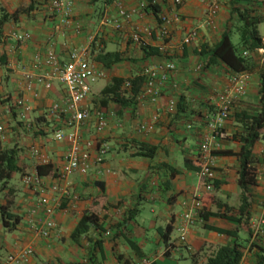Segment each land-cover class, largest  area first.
<instances>
[{"label": "crops", "instance_id": "1", "mask_svg": "<svg viewBox=\"0 0 264 264\" xmlns=\"http://www.w3.org/2000/svg\"><path fill=\"white\" fill-rule=\"evenodd\" d=\"M51 1L0 0V125L4 129L0 132V152L14 150L20 170L7 183L0 180V264L27 247H32L34 254L19 264H139L144 258L151 259L150 264H193L195 260L204 264L218 247L234 241L207 230L205 225L236 231L244 251L241 264H258L261 248L264 250V233H259L264 208V140L254 149L257 183L247 192L251 204L245 216L249 217L247 226L239 227L214 216L204 221L200 215L205 209L240 216L239 158L212 157L218 187L211 191L205 189L199 170L195 169L200 168L199 149L205 124L216 115L219 96L232 89L234 74L219 61L208 65L210 55L201 51L218 43L228 26L236 23L232 12L234 0H184L179 7L175 6V0H74L75 26L63 28L60 33L55 32L57 21L49 10ZM119 4L128 12L136 11L130 22L119 18ZM141 5L146 7L142 9ZM211 5H218L219 11L214 25L207 26L205 20ZM239 6L253 9L254 16L259 18L257 30L263 48L254 53L257 68L250 73L247 94L234 101L230 119L223 124L222 137L215 142L213 151L238 153L241 145L231 139L242 131L238 114L259 110L260 72L264 69V33L260 31L262 25L264 28V0H246ZM161 15L173 18L165 40L160 36ZM4 16L8 17L3 20ZM105 19L122 21L123 28L117 30L113 24L105 25ZM144 28L152 30L145 47L130 39L134 32ZM193 30H197L198 37L185 44ZM15 32L30 34L32 38L17 46L11 38ZM163 45L167 56L176 62L177 71L163 87L159 100L136 102L128 107L113 102L102 106L101 92L112 79H133L143 75L145 68L159 65L165 60L163 55L147 54ZM50 49L63 62L69 60L74 50L87 49L89 59L105 71L101 79L105 87L93 95L95 102L87 99L84 105L113 115L99 137L94 124L81 129L84 141L98 138L109 150L102 165H94L87 175L72 176L68 194H53L60 208L53 217L55 228L51 237L45 239L35 230L36 222L45 220L44 215L35 218L30 215L38 193L26 187L22 178L37 172L41 165L30 154L35 147L53 167L50 175L42 177L44 184L57 183L68 145L56 142L54 133L57 129L65 132L69 129L52 116L50 107L65 92L55 82L49 91L38 86L39 97L34 98L20 82L24 71H35L34 55L45 54ZM100 53H119L123 60L107 68L96 59ZM18 99L31 106L28 122L32 130L25 129L19 121L15 108ZM180 101L182 109H179ZM141 122L154 123V131L149 135L140 133ZM141 144L158 147L156 156L152 159L135 156ZM162 164L176 168L179 174L171 177L169 171L160 168ZM100 170L103 174L98 173ZM136 209L138 214L129 219ZM189 210L195 215V223L189 228L186 242L179 243L182 215ZM90 213L97 215L99 227H92L89 233L74 240L75 228ZM168 226L173 232L166 243L164 234Z\"/></svg>", "mask_w": 264, "mask_h": 264}, {"label": "built area", "instance_id": "2", "mask_svg": "<svg viewBox=\"0 0 264 264\" xmlns=\"http://www.w3.org/2000/svg\"><path fill=\"white\" fill-rule=\"evenodd\" d=\"M183 1L175 0V6H181ZM145 7L146 5H141L142 9ZM49 10L57 21L55 32L60 33L63 28L75 26L74 0H52ZM218 11V5H211L209 7L205 25H214ZM135 13L136 11L128 12L121 4L118 5V16L125 22H130ZM177 17L176 15L175 18ZM159 21L160 25L163 26L160 36L165 40L169 36L168 27L171 25L173 18L161 15ZM104 24H113L117 30L123 28V23L119 20L112 21L105 19ZM77 30L80 32L79 28ZM151 36L152 30L144 28L134 32L130 39L134 43L145 47L147 45L146 37ZM197 37V30H193L185 39V44H191ZM11 38L19 46L30 41L32 36L27 33L15 32L11 35ZM158 52L165 57V60L155 67L145 68L143 74L146 77V83L143 91L137 98L138 103L142 104L146 101L156 103L161 96L163 87L170 82L172 74L177 71V64L167 56L168 53L164 45L158 48ZM33 61L35 71H24L20 85L24 87L25 92L32 94L34 98H38L39 93L36 90L38 86L49 91L55 82L59 83L64 88L65 94L61 100L53 103L50 107V113L69 129L68 132H65L63 129H57L54 133V140L56 142H66L68 145L63 165L57 175V183L46 186L38 172L25 174L22 178V182L26 187L34 189L38 193L36 205L31 209L30 215L34 218L39 214L44 215L45 220L43 222L39 221L40 223L36 222L35 230L40 237L48 239L51 237L53 228H55L53 217L60 208V202L57 198H53V194H68L72 176L87 175L94 165H102L105 155L109 150L107 144L98 138L96 140L84 141L80 134L81 129L89 124H94L95 132L99 137L108 128L109 117L113 114L109 115L102 109H93L84 105V102L92 93L94 84L105 77L104 69L89 59L87 49L74 50L67 62H63L52 49L48 50L45 54L36 53ZM231 82L232 89L219 96L218 111L208 121L206 130L202 134V142L199 149L200 170L198 176L207 191L212 190V183L216 180L215 167L212 161L213 146L220 137L223 124L230 119L234 101L238 97H244L247 94L250 74H233ZM126 87H131L130 82L126 84ZM15 108L17 109L19 121L24 124L25 129L32 130L33 128L28 122L31 106L25 100L18 99L15 103ZM154 128V123L141 122L138 124V131L145 135L151 134ZM3 131L4 129L0 125V132L2 133ZM30 154L41 165L48 163L47 156L35 147L31 148ZM98 173L103 174V171L100 170ZM262 175L264 178V165L262 166ZM182 219L183 224L179 229V243L186 242L189 228L195 223V215L192 210H189L182 215ZM259 226V233H263L261 228L264 226V208L259 220ZM172 245L174 244L172 243ZM33 254L34 249L32 247L24 248L16 254L9 256L5 264L22 263L27 261ZM150 263L151 259L144 258L139 264Z\"/></svg>", "mask_w": 264, "mask_h": 264}, {"label": "trees", "instance_id": "3", "mask_svg": "<svg viewBox=\"0 0 264 264\" xmlns=\"http://www.w3.org/2000/svg\"><path fill=\"white\" fill-rule=\"evenodd\" d=\"M246 0L233 1V14L236 15V23L228 28L223 33L220 41L214 46H205L201 51L202 54H209L208 65L219 61L224 64L227 69L234 74L251 73L257 68L254 53L263 48V41L258 33L257 26L260 23L259 18L254 16V11L251 8L239 6ZM8 16H4L3 20ZM13 17H16L15 15ZM237 32L240 36V42L235 44L232 41V34ZM148 56H156L160 53L158 51L148 52ZM97 61L105 67L110 68L113 65L122 62L119 53H100L97 56ZM130 82L131 87L127 88L126 84ZM146 83V77L143 75L136 76L133 79L113 78L111 83L108 84L101 92L100 102L102 106H107L109 102L115 103L117 106L128 107L137 102L139 94L143 91ZM260 104L259 110L256 113L238 114L240 116V124L242 127L241 133H236L231 139L241 145L238 153L232 150H215L212 151V156H237L240 161L239 180L238 185L241 189V205L239 207V217L228 216L226 213L208 212L202 209L200 215L204 221H208L210 217H219L230 220L237 224L239 227L248 225L249 217L245 218L250 212L251 204L249 202V195L247 194L250 186L257 183V174L255 164L257 163L254 156V149L257 143L264 140V69L260 72ZM181 102H179V109H182ZM183 111V110H182ZM207 125V124H205ZM222 132V130H221ZM222 137V133H220ZM158 152V147L150 146L148 144H141L139 152L135 155L137 157L154 158ZM194 163L192 162V165ZM169 171L171 177L179 174V171L167 164L160 165ZM200 170V168H195ZM20 172L17 167V156L14 150H5L0 152V180L7 183L11 180L15 173ZM38 174L48 176L53 172V167L50 164L40 165L37 167ZM218 183L216 180L212 183V189H216ZM139 210H133L129 214V219L135 217ZM229 212V211H228ZM128 221V220H126ZM92 227H99L98 217L94 213L86 214L80 220L72 238L77 240L82 235L89 233ZM209 231L217 232L233 238L234 241L220 246L212 253L204 264H241L244 256L243 245L239 241V236L236 231L225 230L215 226L205 225ZM264 233V226L261 228ZM173 232V228L168 226L165 234L164 241L168 243L169 236ZM193 264H198L196 260ZM258 264H264V250L261 248V253L258 257Z\"/></svg>", "mask_w": 264, "mask_h": 264}, {"label": "rangeland", "instance_id": "4", "mask_svg": "<svg viewBox=\"0 0 264 264\" xmlns=\"http://www.w3.org/2000/svg\"><path fill=\"white\" fill-rule=\"evenodd\" d=\"M260 31H261L262 34L264 33L263 25L261 26ZM232 41H233L235 44H238V43L240 42V36H239V34H238L237 32H234V33L232 34ZM104 87H105V81H104V80H99V81L95 84V86H94V88H93V93L88 97V99L91 100V101H93V102H95V101H94L95 99H92V98H94L93 95H94V94L98 95L99 92H101V90H102ZM63 89H64V88H63ZM97 107H98V106H97ZM93 109H97V108H96V107H93ZM263 132H264V131H263ZM17 182H18V184H19V181L16 180V183H17ZM0 185H1V183H0ZM20 187H21V186H20ZM145 208L148 209L149 207L147 206V207H145ZM147 213L149 214L150 211L147 210ZM0 217H1V216H0ZM0 221H1V219H0Z\"/></svg>", "mask_w": 264, "mask_h": 264}]
</instances>
